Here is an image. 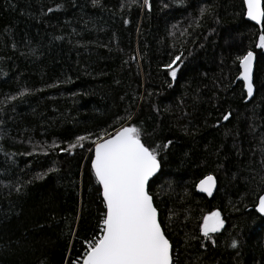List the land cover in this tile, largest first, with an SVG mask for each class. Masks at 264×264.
Wrapping results in <instances>:
<instances>
[{
	"label": "trees",
	"instance_id": "obj_1",
	"mask_svg": "<svg viewBox=\"0 0 264 264\" xmlns=\"http://www.w3.org/2000/svg\"><path fill=\"white\" fill-rule=\"evenodd\" d=\"M149 5L0 0V264H76L106 210L93 141L131 124L146 146L172 141L158 149L149 190L176 264H264L260 28L243 0ZM249 49L257 61L247 99L237 57ZM180 52L173 79L164 65ZM81 135L82 148L60 151ZM211 174L209 197L196 184ZM216 210L225 225L208 240L200 225Z\"/></svg>",
	"mask_w": 264,
	"mask_h": 264
},
{
	"label": "snow or ice",
	"instance_id": "obj_2",
	"mask_svg": "<svg viewBox=\"0 0 264 264\" xmlns=\"http://www.w3.org/2000/svg\"><path fill=\"white\" fill-rule=\"evenodd\" d=\"M93 3H97V0H93ZM243 3L246 16L261 26L255 46L264 49V0H243ZM144 5L150 7L149 0H144ZM205 11L211 10L201 9V15ZM237 59L241 69L239 79L244 82L247 96L251 98L254 94L255 53L249 49ZM178 62L183 63V52L164 65L173 79L177 77ZM23 94L20 93L21 96ZM230 115L225 114L223 119L228 120ZM143 135L136 124L122 125L111 135H98L93 141L91 169L102 186V203L106 210L100 221V234L86 241L83 256L76 264H176L172 255L173 244L162 227V221L158 219V210L149 190L150 178L161 168L158 149L167 148L172 141L152 148L142 142ZM89 136L76 137L75 143H69L60 151L72 153L77 147L82 148V141ZM214 186L212 175L205 177L198 185L201 191L209 195ZM16 190L21 191V186L17 185ZM258 209L264 213V195L259 197ZM224 225L221 212L212 211L203 216L200 232L204 238L212 240L213 234L223 229ZM231 246L235 248L237 241L232 240ZM69 264L72 262L69 261Z\"/></svg>",
	"mask_w": 264,
	"mask_h": 264
},
{
	"label": "water",
	"instance_id": "obj_3",
	"mask_svg": "<svg viewBox=\"0 0 264 264\" xmlns=\"http://www.w3.org/2000/svg\"><path fill=\"white\" fill-rule=\"evenodd\" d=\"M246 7V6H245ZM246 19L248 20V21H250V19L246 16ZM250 22H253V21H250ZM254 24H256V22H253ZM256 25H258V24H256ZM258 26H260V25H258ZM261 27V26H260ZM254 52V51H253ZM255 53V52H254ZM256 61H257V56H256V53H255V61H254V72H255V67H256ZM240 75V74H239ZM238 79H239V77H238ZM241 80V79H240ZM245 90H246V88H245ZM254 90H255V86H254ZM247 92V91H246ZM93 157H94V149H93ZM92 157V158H93ZM160 170H161V168L158 170V172L154 175V176H156V175H158V173L160 172ZM94 172V171H93ZM95 174V173H94ZM213 177H214V179H215V186L213 187V189H212V194L211 195H209L207 192H204V191H201L200 190V188L197 186V191H198V193H202V194H205V195H207V196H209V197H211V196H213L214 194H215V192H216V190H217V187H218V182H217V178L214 176V175H212ZM153 178H150V181L152 180ZM200 184V183H199ZM198 184V185H199ZM101 193H102V186H101ZM264 195V194H263ZM262 196V195H261ZM258 204H259V200H258ZM258 204H257V206H256V211L262 216V217H264V213H260L259 212V209H258ZM154 206H155V203H154ZM158 210V209H157ZM158 219L160 220V217H159V211H158ZM171 242V241H170ZM172 255H173V252H172Z\"/></svg>",
	"mask_w": 264,
	"mask_h": 264
},
{
	"label": "bare ground",
	"instance_id": "obj_4",
	"mask_svg": "<svg viewBox=\"0 0 264 264\" xmlns=\"http://www.w3.org/2000/svg\"><path fill=\"white\" fill-rule=\"evenodd\" d=\"M246 8V7H245ZM246 15V14H245ZM253 23V22H252ZM258 26V25H257ZM259 28H261L260 26H258ZM255 52V51H254ZM256 53V52H255ZM256 56H257V53H256ZM240 71H241V69H240ZM240 74V73H239ZM238 77H239V75H238ZM238 77H237V79H238ZM238 80H240V79H238ZM240 81H242V80H240ZM243 82V81H242ZM243 84H244V82H243ZM255 86V85H254ZM244 90H245V87H244ZM246 91V90H245ZM254 92H255V90H254ZM247 93V92H246ZM248 97V96H247ZM247 99H250L249 97L247 98ZM125 126H128V125H125ZM212 175V174H211ZM208 176V175H207ZM207 176H205V177H207ZM215 176V175H214ZM155 177V176H154ZM153 177V178H154ZM204 177V178H205ZM216 177V176H215ZM204 178H202L201 180H203ZM201 180H199L198 181V183L196 184V191H197V186H198V184L200 183V181ZM198 192V191H197ZM258 204V203H257ZM257 206V205H256ZM84 245H85V249H86V244L84 243ZM82 257H80L79 259H81Z\"/></svg>",
	"mask_w": 264,
	"mask_h": 264
},
{
	"label": "built area",
	"instance_id": "obj_5",
	"mask_svg": "<svg viewBox=\"0 0 264 264\" xmlns=\"http://www.w3.org/2000/svg\"><path fill=\"white\" fill-rule=\"evenodd\" d=\"M85 244H86V241H85ZM87 246V245H86Z\"/></svg>",
	"mask_w": 264,
	"mask_h": 264
}]
</instances>
